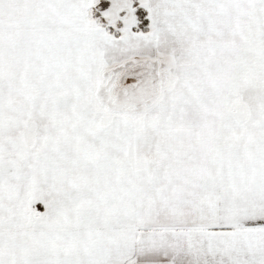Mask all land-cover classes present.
Masks as SVG:
<instances>
[{"label": "snow or ice", "instance_id": "snow-or-ice-1", "mask_svg": "<svg viewBox=\"0 0 264 264\" xmlns=\"http://www.w3.org/2000/svg\"><path fill=\"white\" fill-rule=\"evenodd\" d=\"M0 264H264V0H0Z\"/></svg>", "mask_w": 264, "mask_h": 264}]
</instances>
